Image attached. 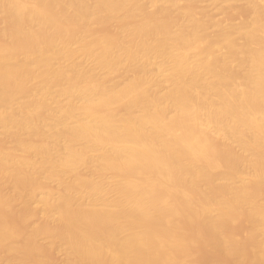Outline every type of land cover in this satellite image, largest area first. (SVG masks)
Masks as SVG:
<instances>
[{"label": "bare ground", "instance_id": "6f19581e", "mask_svg": "<svg viewBox=\"0 0 264 264\" xmlns=\"http://www.w3.org/2000/svg\"><path fill=\"white\" fill-rule=\"evenodd\" d=\"M210 1L0 0V264H264V0Z\"/></svg>", "mask_w": 264, "mask_h": 264}, {"label": "rangeland", "instance_id": "374dc122", "mask_svg": "<svg viewBox=\"0 0 264 264\" xmlns=\"http://www.w3.org/2000/svg\"><path fill=\"white\" fill-rule=\"evenodd\" d=\"M209 1H210V0H209ZM209 1L202 0V2H203V4H202V3H201V0H199V2H198L197 4L200 3L202 6L199 7V6H200V4H199V5L196 6V7H197V8L199 7V8H206V9H207V8H208L207 5L210 7V6H212V5H210V4H213V6H214V8H215V6H216L217 3H214V2H213V3H210L211 1H210V2H209ZM240 1H242V0H239L238 3H239V5H241V6H242V4L244 5L245 2H246V1L243 0V1L241 2V4H240ZM208 2H209V3H208ZM222 4H223V3H222ZM222 4H221V5H222ZM204 5H205V6H204ZM217 5H218V6H217V7H218L217 10H219V7H220L221 5H220V4H217ZM219 5H220V6H219ZM239 5H238L239 8L236 6V7L238 8V9H236V10H233V9H231V7H230V9H228V10H230V11L233 10V11L230 12V13H229V11H228V12H227L228 14L226 13L227 15H225V14H224V13H225V12H224V9H225L227 6L225 7V4H224L223 11H222V9H220V10H221L222 12H224V13H223V14L221 13L220 15H222V16L225 15V16H223V17L221 16L222 18H218V20H219V19H220V20L222 19L221 21H223V22H220L221 24L223 23L222 25H224V23H225V25H227L226 23H228V24H230V23L233 24V23H234V24H235V23H239V21H241V18H242L243 16H245L242 12H244L245 10H244V11L242 10V12H241V10H240V9H241V8H240L241 6H239ZM203 6H204V7H203ZM222 6H223V5H222ZM243 7H244V6H243ZM221 8H222V7H221ZM227 8H229V7H227ZM227 8H226V9H227ZM244 8H245V7H244ZM244 8H242V9H244ZM210 10L213 11V7H212ZM217 10H214V11H213L214 13H213L212 11H211V12H212L213 14H215V13L218 12V14H216V15H218V17H220V16H219V11H220V10H219V11H217ZM238 10H239V11H238ZM246 10H247V9H246ZM221 11H220V12H221ZM225 11H226V10H225ZM248 12H249L248 10H247V12L245 11V14L247 15ZM242 14H243V15H242ZM249 16H250V15H247L246 17H249ZM246 17H245V18H246ZM242 19H244V17H243ZM220 20H219V21H220ZM0 21L2 22V25H0V26H3V27H4V24H5V23H4L3 19L0 18ZM0 24H1V23H0ZM111 78H112V80H116V79H117L115 76H109V80H111ZM2 137H3V138H2ZM1 139H4V140L6 141V137H4V136H0V143H2V141H3V140H1ZM10 141H12V140L8 138L7 141L4 142V143H6V144L8 143V144H9ZM10 144H11V143H10ZM218 182H221V181L218 180ZM53 184L55 185V183H52V185H53ZM44 185H46V184H42V185H40L41 187H40V186H39V187H40V188H43V187H44V188H47V187H51V186H52V185H48V184H47L46 187H45ZM0 189H1V188H0ZM2 189H3L4 192L6 191L4 188H2ZM2 189L0 190V192H2ZM6 189H7V188H6ZM7 191H8V190H7ZM7 191H6L5 193H7ZM2 193H3V192H2ZM262 194H263V195H261V196H262V198H263V196H264V192H262ZM15 204H16V203H15ZM10 205H11V204H10ZM34 205H35L36 207H38V203H35ZM7 207H11V210H12V211H11V212L9 211V213H8V212H7L8 209L6 210V209H5L6 207L2 206V207H0V208H3V210H6V214H4V215H6V216H2V215H1V216H2V218H3L5 221L7 220V221H6L7 223H11V224L13 223L12 226H14V223H15V224H18V225H15L16 227H17V226H21V225H22L21 222L24 224V221H25V222L27 221L26 225H27V228H28V226H29L30 223H31L30 221L33 222V220H31V218L34 219V217H35V218L37 217V216H35L34 213H33L34 215H33V214H29V215H27V216H29V219H28V220H30V221H28V220H26V219L23 221V219H24L23 217H25V218L27 217L26 215H24V213H22L24 216H23L22 218L20 217V216H21V213H20V212H22L23 210H21V209L18 207V208L20 209V211L17 212V214H15V213H14V212H15V211H14L15 208L12 209V207H14V204H13V206H8V205H7ZM39 207H40V206H39ZM9 210H10V208H9ZM15 210L17 211V208H16ZM0 212H1V209H0ZM4 212H5V211H4ZM4 212H3V213H4ZM3 213H2V214H3ZM35 213H36V212H35ZM0 214H1V213H0ZM19 214H20V216H19ZM37 214H38V212L36 213V215H37ZM17 215H18V216H17ZM30 215H31V218H30ZM32 215H33V217H32ZM39 216H41L40 213L38 214V217H37L38 219L36 218V219H37L36 222H35L36 225H37V223H38L37 221H39V224H38V225L41 224L42 219H40V220H41V221H40V220H39ZM4 217H6L7 219L4 218ZM18 218H19V219H18ZM27 218H28V217H27ZM40 218H41V217H40ZM17 220H21V222H19L21 225L18 223ZM34 220H35V219H34ZM16 221H17V222H16ZM28 222H29V223H28ZM43 222H44V220H43ZM43 222H42L41 225H44V224H45V223H43ZM33 223H34V222H33ZM33 223L31 224V226H32V225H35V224H33ZM238 223H239V224H238ZM238 223L236 222V225H235V223H233L232 225L234 226V228H231V229L235 230V232H236L235 234H239V233H240L239 235H240V236L242 235V237H243L244 234H242V233H245L246 229H244V228H247V227H245V226L243 225V223H240V222H238ZM11 224H10V225H11ZM28 224H29V225H28ZM22 226H23V230H24L25 226H24V225H22ZM22 226H21V227H22ZM31 226H29V227H31ZM233 226H230V227H233ZM18 228H19V227H18ZM27 228H25L26 233H27V231L29 230V228H28V230H27ZM48 228H49V227H48ZM48 228H47V229H48ZM20 229H21V230H19V231H20L22 234L18 233L19 235H21V237L18 236V239H19V240H21V238L23 237L22 235L24 234L23 232L25 231V230L22 231V228H20ZM233 230H232V232H234ZM26 233H25V234H26ZM25 234H24V235H25ZM43 236H44V237H41V238H39V240H37V241H38L40 244H42V245H40L38 242H37V244H39V245H38L39 247L41 246L40 249H41V251H42L43 254L46 252V253H45V255L47 254L46 256L43 255V254L41 253V254L43 255V257L45 256V260H47L48 262H49V261L53 262V259H54V261H56V262H53L54 264H55V263H57V264H65V263H64V262H65V255L63 254L62 251H60L61 249L56 248V249L54 250V249H50V248H49L48 251H47V250H46V248H48L47 244H46L47 247H46V248H43V245H44V247H45V243L47 242L46 240L49 238V237H48L49 234L46 233V234H43ZM45 236H47L48 238H46ZM237 236H238V235H237ZM19 237H20V238H19ZM235 237H236V235H235ZM242 237H241V238H242ZM237 238H240V237H237ZM18 239H17V240H18ZM45 239H46V240H45ZM19 240H18V241H19ZM44 242H45V243H44ZM43 243H44V244H43ZM249 245H250V244H249ZM247 246H248V244H247ZM189 247H190V246H189ZM192 247H193V246H192ZM192 247H191V248H192ZM194 247H195V246H194ZM194 247H193V248H194ZM197 247H200V246H197ZM197 247H195L194 249H192V250H194V251H193L194 253H193L191 250H189V252H190L191 254H190L189 252H187L188 249H189V248H187V247H186V248L184 247L185 250H187V251H185V250H180V252H182V253H183V252H186V253H187V257L184 258V260H185L186 263H190V264H192L193 262H194V263L199 262L198 264H200V263H202V264H206V262H207V263L210 262V261L208 260V259H210V258L213 259V260L210 259L211 261H214L215 259H219V258H220V260L222 261V263H223L224 260H225L224 262H230V263H231V260H230L229 258L225 257V256H222V254L220 255V254H218L217 252H216V253H213L214 255L212 254V252L208 254V251L205 249L204 246L201 247L202 250H201V249H198ZM57 249H58V250H57ZM196 249H197V250H196ZM248 249H249V251H250V248H249V247H248ZM0 250H3V249L1 248ZM44 250H46V251L44 252ZM49 250H50V252L53 251V253L50 254ZM199 250H200V251H199ZM56 251H57L58 253H57ZM59 251H60V252H59ZM201 251H202V252L204 251V253H202ZM2 252H3V251H2ZM54 252H55V253H54ZM4 253H5V252H3L2 254H4ZM2 254L0 255V260H1V261L4 260V259L6 258L5 255H4V259H2V257H3ZM5 254H6V253H5ZM48 254H50V255L48 256ZM189 254H190V255H189ZM206 254H208V255H206ZM211 254H212V255H211ZM217 254L219 255V257H218ZM1 256H2V257H1ZM52 256H53V257H52ZM59 256H61V257H59ZM63 256H64V257H63ZM185 256H186V255H185ZM203 256H204V257H203ZM211 256H212V257H211ZM220 256H222L223 258L225 257L224 260H223V258L220 257ZM50 258H51L52 260H51ZM59 258H60V259H59ZM205 258H206L207 260H205ZM61 259H63V261H62ZM227 259H228V260H227ZM203 260H204V261H203ZM226 260H227V261H226ZM195 261H196V262H195ZM216 261H219V260H216ZM221 261H219V262H221ZM58 262H59V263H58ZM191 262H192V263H191ZM203 262H204V263H203ZM9 264H13V263H9ZM48 264H51V263H48Z\"/></svg>", "mask_w": 264, "mask_h": 264}]
</instances>
